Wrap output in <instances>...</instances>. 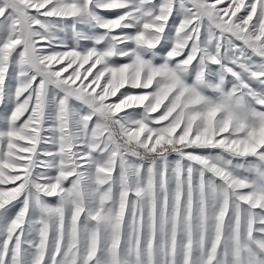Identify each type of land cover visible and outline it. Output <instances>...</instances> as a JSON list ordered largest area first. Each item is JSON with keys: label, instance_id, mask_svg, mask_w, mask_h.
Returning a JSON list of instances; mask_svg holds the SVG:
<instances>
[{"label": "snow or ice", "instance_id": "obj_1", "mask_svg": "<svg viewBox=\"0 0 264 264\" xmlns=\"http://www.w3.org/2000/svg\"><path fill=\"white\" fill-rule=\"evenodd\" d=\"M0 264H264V0H0Z\"/></svg>", "mask_w": 264, "mask_h": 264}]
</instances>
